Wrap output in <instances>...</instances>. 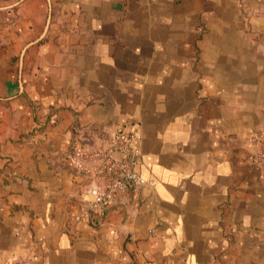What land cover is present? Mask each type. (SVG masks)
<instances>
[{"label": "crops", "instance_id": "1", "mask_svg": "<svg viewBox=\"0 0 264 264\" xmlns=\"http://www.w3.org/2000/svg\"><path fill=\"white\" fill-rule=\"evenodd\" d=\"M134 132L103 215L81 150ZM264 0H0V263L264 264Z\"/></svg>", "mask_w": 264, "mask_h": 264}, {"label": "built area", "instance_id": "2", "mask_svg": "<svg viewBox=\"0 0 264 264\" xmlns=\"http://www.w3.org/2000/svg\"><path fill=\"white\" fill-rule=\"evenodd\" d=\"M138 137L131 131H118L114 133L106 148L95 150H81L79 164L94 163L95 174L103 184L86 188V193L93 197L90 209L97 215H103L108 208L120 198L122 202L139 196L150 181L142 177L137 171L141 152L134 143ZM252 145L254 162L264 170V134L253 133L249 137ZM26 258L16 259L0 264H25Z\"/></svg>", "mask_w": 264, "mask_h": 264}]
</instances>
